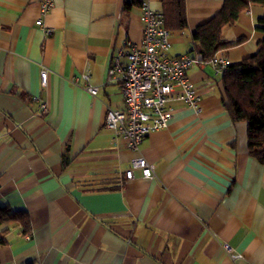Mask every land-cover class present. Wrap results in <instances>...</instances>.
<instances>
[{
    "label": "crops",
    "instance_id": "0c3cea01",
    "mask_svg": "<svg viewBox=\"0 0 264 264\" xmlns=\"http://www.w3.org/2000/svg\"><path fill=\"white\" fill-rule=\"evenodd\" d=\"M44 1L0 0V203L30 217L27 234L0 226V264H264V163L224 105L223 72L191 65L201 110L170 101L168 125L132 148L105 124L108 109L125 107L108 69L125 42L141 44V7ZM140 1L162 11V0ZM223 3L186 0L188 28L172 30L170 54H196L192 34ZM263 13L252 4L225 25L216 54L235 65L256 53ZM139 155L153 177L127 178Z\"/></svg>",
    "mask_w": 264,
    "mask_h": 264
},
{
    "label": "built area",
    "instance_id": "2783aa9c",
    "mask_svg": "<svg viewBox=\"0 0 264 264\" xmlns=\"http://www.w3.org/2000/svg\"><path fill=\"white\" fill-rule=\"evenodd\" d=\"M52 5L51 0H45L42 7L48 10ZM141 9L144 27L141 44L125 42L108 69V79L121 84L125 107L108 109L105 124L118 129L132 148H137L148 134L168 125L174 110L169 106L170 101L181 100L196 112L201 110V97L187 74L191 65L209 61L221 72L231 65L228 58L218 54L209 60H204L200 52L171 55L172 30L165 26L163 12L152 9L145 1ZM41 22V19L37 20L38 24ZM47 78L48 71L43 69V85L47 84ZM87 88L92 94L97 93L96 86L88 85ZM136 169H140L146 178L155 175L153 164L142 155L132 159L126 170L127 178H134ZM224 247L232 259L242 256L230 244L225 243Z\"/></svg>",
    "mask_w": 264,
    "mask_h": 264
},
{
    "label": "trees",
    "instance_id": "16d2710c",
    "mask_svg": "<svg viewBox=\"0 0 264 264\" xmlns=\"http://www.w3.org/2000/svg\"><path fill=\"white\" fill-rule=\"evenodd\" d=\"M140 0H124L123 10L141 7ZM252 4L264 0H224L221 10L207 22L199 25L192 34L195 48L204 60H209L221 48V33L225 25L234 23L239 14ZM165 26L170 30L188 28L186 0H162ZM257 29L264 33V13L257 20ZM224 105L234 121H246L248 125V154L264 163V37L256 53L239 64L230 65L222 75ZM15 221L23 233L30 232V217L25 211L12 210L0 203V226ZM5 242L3 234L0 244Z\"/></svg>",
    "mask_w": 264,
    "mask_h": 264
}]
</instances>
